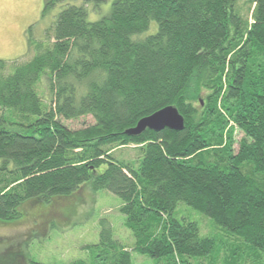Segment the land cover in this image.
I'll return each mask as SVG.
<instances>
[{"label":"trees","instance_id":"16d2710c","mask_svg":"<svg viewBox=\"0 0 264 264\" xmlns=\"http://www.w3.org/2000/svg\"><path fill=\"white\" fill-rule=\"evenodd\" d=\"M105 2L45 0L44 15L59 7L53 35L28 61L0 59V109L13 110L0 114V222L26 200L88 184L121 198L135 241L126 247L103 221L87 259L69 264H132L133 251L167 264H264V0H116L90 21ZM169 106L182 130L129 133ZM87 116L94 123H64ZM131 146L138 159L113 156ZM180 203L210 219L209 234L177 216Z\"/></svg>","mask_w":264,"mask_h":264},{"label":"rangeland","instance_id":"374dc122","mask_svg":"<svg viewBox=\"0 0 264 264\" xmlns=\"http://www.w3.org/2000/svg\"><path fill=\"white\" fill-rule=\"evenodd\" d=\"M115 1L106 0L98 8L91 5L89 20H99L108 15ZM240 2L245 4V0ZM44 5L45 0H0V59L28 61L36 54L37 44L46 42L48 33L52 32L53 35V24L59 7L44 15ZM243 14L246 16L245 12ZM156 28L157 24L153 22L150 31L153 32ZM147 34L149 32L145 33ZM39 89L47 102L44 81L40 83ZM12 111L0 109V114L10 115ZM64 123L70 128L78 129L94 123V119L87 116L77 120H64ZM235 134L236 142L243 137V133L238 130ZM234 148L238 149V143H235ZM113 156L119 161H132L138 159L140 154L131 146L116 149ZM103 169L104 166L99 172ZM122 205L121 198L116 194L106 190L95 191L88 184L70 198L54 197L49 202L38 197L26 200L19 207V218L0 222V260L11 259L15 255L20 257L13 264H31V261L69 264L75 260L87 259V246L100 241L103 221L111 225L115 239L126 247L132 246L135 238L124 224L125 218L120 210ZM176 211L179 218L190 215L199 220L202 232L210 233V219L207 216L185 203H180ZM251 263L252 261L248 264ZM132 264L167 263L133 251ZM178 264L182 262L178 261ZM191 264L207 263L192 261Z\"/></svg>","mask_w":264,"mask_h":264},{"label":"water","instance_id":"95a60500","mask_svg":"<svg viewBox=\"0 0 264 264\" xmlns=\"http://www.w3.org/2000/svg\"><path fill=\"white\" fill-rule=\"evenodd\" d=\"M203 103V101H201ZM165 128L182 130L184 128V118L174 106L166 107L148 117L141 119L136 127L130 130L132 135H140L147 129L161 131Z\"/></svg>","mask_w":264,"mask_h":264}]
</instances>
